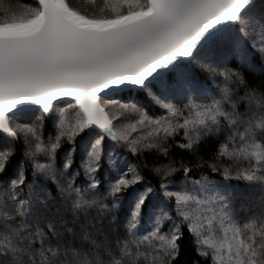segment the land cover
<instances>
[{"label": "snow or ice", "instance_id": "snow-or-ice-1", "mask_svg": "<svg viewBox=\"0 0 264 264\" xmlns=\"http://www.w3.org/2000/svg\"><path fill=\"white\" fill-rule=\"evenodd\" d=\"M33 3L0 16V264H176L185 238L206 264H264V0ZM181 130L187 151L215 137L222 180L139 163Z\"/></svg>", "mask_w": 264, "mask_h": 264}, {"label": "trees", "instance_id": "trees-1", "mask_svg": "<svg viewBox=\"0 0 264 264\" xmlns=\"http://www.w3.org/2000/svg\"><path fill=\"white\" fill-rule=\"evenodd\" d=\"M70 2L83 10H86L88 13H94L97 15L104 14V15H110L112 14L113 9H120L121 7V0H70ZM17 4H24L26 7H29V12L32 8H34L36 5L33 3V0H0V14L5 9H9L12 6H15ZM101 9H104L103 13H101ZM230 67H235V63L232 62ZM259 67V66H258ZM245 77L248 80V83L252 86H258L261 81V75L259 71L249 73L246 69L241 70ZM211 85V94H215L216 90L219 87L218 82H214L210 80ZM241 94H243V89H241ZM129 94L127 92L123 93H110L106 96H104V99H116L121 100L127 97ZM70 103H74L72 100H68ZM66 105L61 104L57 105L58 108L65 107ZM38 108V107H37ZM151 114V113H150ZM36 115H39V111L34 113L32 115V119L35 118ZM156 115H163L161 112H156ZM185 116H187V111L185 110L184 113ZM30 122V121H29ZM180 122L182 123V118L180 119ZM55 135V129L52 128L51 122L49 120H45L42 125V138L47 140L49 135ZM180 141L182 143H186V140L184 139L183 131L181 130L176 134L174 138H170L167 142L166 146H171L169 148V155L167 158L163 157L162 155H158L155 151L145 152L142 156H140L139 163L143 165L145 162H147L149 165H152L154 162L157 164H167L169 161H175L176 166H179L181 162L184 164L189 165L192 167V171L190 175L192 176L193 180L200 179L201 175L204 173H207L210 178L215 179L217 181L222 180V177L219 173H212L211 169L207 167L208 164L214 163L216 161L213 160L214 154L216 152L215 144L217 143L215 137L212 139H205L203 140L193 151H187L184 149H181L177 147L176 142ZM67 144V141H65V145ZM62 145V148L65 146ZM23 147V140L20 141V143L17 145V157L19 158V152ZM130 163H136L137 158L129 156L128 157ZM41 163L44 162V160H40ZM223 164H227V158H222L220 161ZM76 163H79V159L77 157ZM144 175L147 179L151 180L153 184L158 183V179L154 178L151 174V172L148 169H144ZM177 184L183 181V172H177L172 177ZM51 183V181H49ZM79 184V180L77 181ZM230 185H236L237 181H229ZM55 194V193H54ZM249 194L258 197L260 193L258 191H252ZM192 241L190 238H185L181 241V255L179 259L176 261V264H206L203 257H198L193 251H192Z\"/></svg>", "mask_w": 264, "mask_h": 264}, {"label": "rangeland", "instance_id": "rangeland-1", "mask_svg": "<svg viewBox=\"0 0 264 264\" xmlns=\"http://www.w3.org/2000/svg\"><path fill=\"white\" fill-rule=\"evenodd\" d=\"M28 10H29V7L27 8L26 5H24V4H21V5L20 4H17L15 6L10 7L9 9H7V14L8 15L15 14L17 16H22V15L28 13L29 12ZM2 15H3V12H1L0 16H2ZM60 108H64V107H60ZM40 160H42V159H40Z\"/></svg>", "mask_w": 264, "mask_h": 264}, {"label": "water", "instance_id": "water-1", "mask_svg": "<svg viewBox=\"0 0 264 264\" xmlns=\"http://www.w3.org/2000/svg\"><path fill=\"white\" fill-rule=\"evenodd\" d=\"M66 99H68V100H73L74 101V98H66ZM38 107V106H37Z\"/></svg>", "mask_w": 264, "mask_h": 264}]
</instances>
